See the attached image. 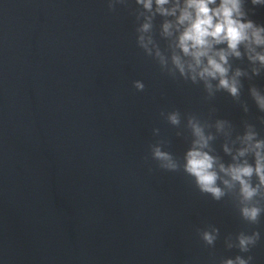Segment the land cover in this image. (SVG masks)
I'll use <instances>...</instances> for the list:
<instances>
[{
	"label": "water",
	"instance_id": "water-1",
	"mask_svg": "<svg viewBox=\"0 0 264 264\" xmlns=\"http://www.w3.org/2000/svg\"><path fill=\"white\" fill-rule=\"evenodd\" d=\"M251 18L264 25V6ZM135 26L106 0H0V264H210V253L238 254L224 235L252 228L262 239L251 255L264 264V216L246 225L182 174L154 162L149 172L153 128L175 155L188 147L161 110L206 116L209 103L144 56ZM244 83L247 117L226 93L211 103L264 135L247 95L249 83L264 88V73ZM207 224L221 231L214 249L195 232Z\"/></svg>",
	"mask_w": 264,
	"mask_h": 264
},
{
	"label": "clouds",
	"instance_id": "clouds-1",
	"mask_svg": "<svg viewBox=\"0 0 264 264\" xmlns=\"http://www.w3.org/2000/svg\"><path fill=\"white\" fill-rule=\"evenodd\" d=\"M134 5L131 0H106L109 13L123 8L134 17L136 46L160 72L172 81L202 88L203 99L209 103L206 116L161 110L160 117L188 147L182 156L175 155L168 150L171 141L153 128V136L159 139L148 145L144 158L149 172L153 171L150 162H154L156 169L182 174L212 201L227 200L246 225H260L264 216V135L247 118L236 125L218 117L211 102L219 93H226L245 117L250 113L243 98L244 81L264 73V25L251 15L255 7L264 6V0H134ZM133 87L142 92L145 84L135 80ZM247 95L261 113L256 120L264 128V88L249 83ZM218 140L223 155L215 147ZM195 232L209 249L221 239L220 228L214 224ZM261 239L258 228L228 233L223 236L224 248L238 254L216 258L210 253V264H254L251 252Z\"/></svg>",
	"mask_w": 264,
	"mask_h": 264
}]
</instances>
